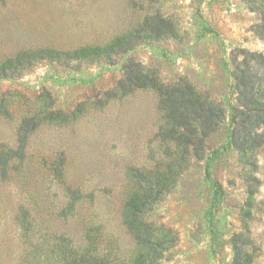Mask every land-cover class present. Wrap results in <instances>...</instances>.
I'll use <instances>...</instances> for the list:
<instances>
[{"label": "rangeland", "instance_id": "obj_1", "mask_svg": "<svg viewBox=\"0 0 264 264\" xmlns=\"http://www.w3.org/2000/svg\"><path fill=\"white\" fill-rule=\"evenodd\" d=\"M259 60L264 0H0V264H136L125 204L149 187L163 263L264 264V80L244 126L236 79ZM146 74L222 106L199 154Z\"/></svg>", "mask_w": 264, "mask_h": 264}, {"label": "trees", "instance_id": "obj_2", "mask_svg": "<svg viewBox=\"0 0 264 264\" xmlns=\"http://www.w3.org/2000/svg\"><path fill=\"white\" fill-rule=\"evenodd\" d=\"M244 64V69L237 70L236 79L241 99L244 100L243 106L247 108V111L241 112V114H247V117H241V123H244V126H251L255 119L259 118L255 116L263 109L260 107L261 104L254 103L255 99L251 92L254 91L258 82L264 80V74L260 75L259 69L250 62L246 61ZM258 64H264V62L259 60ZM145 77L146 81L151 77L150 81L154 82V86L158 88L166 106L167 128L169 136L176 142L179 154L182 155L179 160H184L191 153V147L196 154H199L205 146V140L218 128L224 118L222 106L209 95L198 91L188 81L163 84L161 81H157L156 76L146 74ZM261 118L264 119V117ZM244 126L243 128H246ZM261 136H264V133ZM170 168L167 177L156 183L162 190L170 187L173 180L175 183V177L185 169V166L183 163L177 162ZM149 189L143 193L136 191L127 200L125 216L131 232L142 247L147 250V253L140 252L137 255L136 264H165L161 259L164 257V252L170 249L173 240L156 237L151 226L143 219L144 215L153 209L154 194L151 195Z\"/></svg>", "mask_w": 264, "mask_h": 264}]
</instances>
